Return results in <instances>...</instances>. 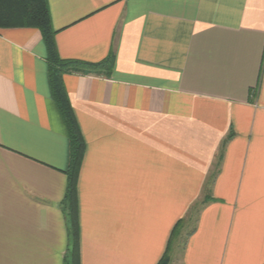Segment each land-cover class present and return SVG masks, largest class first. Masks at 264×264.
<instances>
[{
    "label": "crops",
    "instance_id": "0c3cea01",
    "mask_svg": "<svg viewBox=\"0 0 264 264\" xmlns=\"http://www.w3.org/2000/svg\"><path fill=\"white\" fill-rule=\"evenodd\" d=\"M47 4L61 60L112 57L61 76L79 264H264V0ZM69 163L40 33L0 29V264H69Z\"/></svg>",
    "mask_w": 264,
    "mask_h": 264
},
{
    "label": "trees",
    "instance_id": "16d2710c",
    "mask_svg": "<svg viewBox=\"0 0 264 264\" xmlns=\"http://www.w3.org/2000/svg\"><path fill=\"white\" fill-rule=\"evenodd\" d=\"M10 28L36 29L40 33L46 49L51 92L67 127L70 142V163L67 171L65 196L73 240L69 264H79L76 185L85 146L69 105L61 76L73 70L104 72L108 75L111 70L112 57L109 56L97 64L61 60L54 42L55 32L51 25L47 0H0V29ZM158 264H168L167 256H163Z\"/></svg>",
    "mask_w": 264,
    "mask_h": 264
},
{
    "label": "rangeland",
    "instance_id": "374dc122",
    "mask_svg": "<svg viewBox=\"0 0 264 264\" xmlns=\"http://www.w3.org/2000/svg\"><path fill=\"white\" fill-rule=\"evenodd\" d=\"M194 220V216L191 215V213L187 216V218L184 220V224L188 226V228H191L193 226V221ZM182 242L183 239L181 240L180 244H179V250L181 251L182 249ZM168 259V258H167Z\"/></svg>",
    "mask_w": 264,
    "mask_h": 264
}]
</instances>
